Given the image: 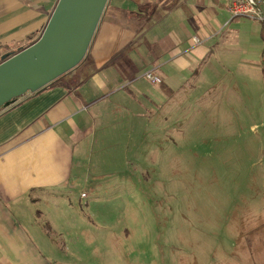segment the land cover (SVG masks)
<instances>
[{
    "label": "rangeland",
    "instance_id": "1",
    "mask_svg": "<svg viewBox=\"0 0 264 264\" xmlns=\"http://www.w3.org/2000/svg\"><path fill=\"white\" fill-rule=\"evenodd\" d=\"M219 41L165 104L140 74L149 129L138 109L111 117L135 132L97 126L68 193L37 206V264H264V26L238 17Z\"/></svg>",
    "mask_w": 264,
    "mask_h": 264
},
{
    "label": "crops",
    "instance_id": "2",
    "mask_svg": "<svg viewBox=\"0 0 264 264\" xmlns=\"http://www.w3.org/2000/svg\"><path fill=\"white\" fill-rule=\"evenodd\" d=\"M58 1L0 0L1 55L37 39ZM227 3L109 0L80 66L41 94L0 108V264H37V215L43 214L37 206L68 193L98 125L106 133L122 122L135 132L129 118L111 124V117L138 109L149 129V115L158 108L138 80L143 71L161 79L153 87L162 104L200 88L233 20Z\"/></svg>",
    "mask_w": 264,
    "mask_h": 264
},
{
    "label": "water",
    "instance_id": "3",
    "mask_svg": "<svg viewBox=\"0 0 264 264\" xmlns=\"http://www.w3.org/2000/svg\"><path fill=\"white\" fill-rule=\"evenodd\" d=\"M109 0H59L41 37L9 57L0 52V108L41 94L80 66Z\"/></svg>",
    "mask_w": 264,
    "mask_h": 264
},
{
    "label": "built area",
    "instance_id": "4",
    "mask_svg": "<svg viewBox=\"0 0 264 264\" xmlns=\"http://www.w3.org/2000/svg\"><path fill=\"white\" fill-rule=\"evenodd\" d=\"M227 6L232 19L238 17L252 18L264 26V0H228ZM146 76L154 84L161 82V79L151 72H148Z\"/></svg>",
    "mask_w": 264,
    "mask_h": 264
},
{
    "label": "trees",
    "instance_id": "5",
    "mask_svg": "<svg viewBox=\"0 0 264 264\" xmlns=\"http://www.w3.org/2000/svg\"><path fill=\"white\" fill-rule=\"evenodd\" d=\"M41 36H39L37 39H35L34 41H32L28 46H30V45H32L33 43H35L39 38H40ZM27 46V47H28ZM26 48V47H25ZM16 53H18V52H16ZM16 53H10V54H7V55H9V57L10 56H12V55H14V54H16ZM64 77V76H63ZM62 77V78H63ZM61 79V78H60ZM60 79H58V80H56L55 82H53L50 86H52V85H55ZM48 229H50L49 227H48Z\"/></svg>",
    "mask_w": 264,
    "mask_h": 264
}]
</instances>
